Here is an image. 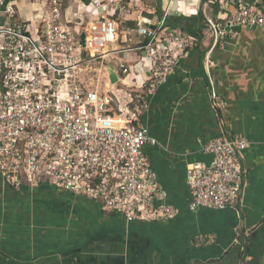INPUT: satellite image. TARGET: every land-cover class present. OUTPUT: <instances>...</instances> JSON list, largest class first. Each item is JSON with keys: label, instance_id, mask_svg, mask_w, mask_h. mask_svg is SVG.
Returning <instances> with one entry per match:
<instances>
[{"label": "built area", "instance_id": "2783aa9c", "mask_svg": "<svg viewBox=\"0 0 264 264\" xmlns=\"http://www.w3.org/2000/svg\"><path fill=\"white\" fill-rule=\"evenodd\" d=\"M215 1L217 18L206 23L213 48L243 28L264 27V0ZM155 2L0 0V176L7 185L20 190L46 179L128 223L176 215L145 155L159 142L141 114L185 56L188 38L168 27L176 0L160 17ZM132 22L143 42L133 44ZM123 33L130 47L120 46ZM199 143L212 160L188 167L190 209H236L251 144L226 131Z\"/></svg>", "mask_w": 264, "mask_h": 264}, {"label": "crops", "instance_id": "0c3cea01", "mask_svg": "<svg viewBox=\"0 0 264 264\" xmlns=\"http://www.w3.org/2000/svg\"><path fill=\"white\" fill-rule=\"evenodd\" d=\"M169 1L156 0V8ZM175 3L176 27H168L188 38L185 56L141 121L159 142L145 155L176 215L128 223L46 179L16 190L0 176V264H264V27L243 28L213 48L206 23L217 18L216 1ZM128 27L133 44L144 41L138 23ZM123 35L120 46L130 47ZM224 131L251 144L242 199L236 209L192 211L188 167L210 164L199 142Z\"/></svg>", "mask_w": 264, "mask_h": 264}, {"label": "water", "instance_id": "95a60500", "mask_svg": "<svg viewBox=\"0 0 264 264\" xmlns=\"http://www.w3.org/2000/svg\"><path fill=\"white\" fill-rule=\"evenodd\" d=\"M106 69L108 70V73L110 75V79L113 85H117L120 81L118 75H117V68L114 64H107Z\"/></svg>", "mask_w": 264, "mask_h": 264}, {"label": "trees", "instance_id": "16d2710c", "mask_svg": "<svg viewBox=\"0 0 264 264\" xmlns=\"http://www.w3.org/2000/svg\"><path fill=\"white\" fill-rule=\"evenodd\" d=\"M236 1H238V0H233V2L235 3ZM161 11H162V9L161 8H158V13L160 14L161 13ZM169 21H168V25L173 29L174 27H176V24H174V23H176V21L175 20H172L171 18H169L168 19ZM188 22H187V24H186V26H185V28H183L184 30H188ZM190 29V28H189ZM221 137V136H220ZM232 138V137H231Z\"/></svg>", "mask_w": 264, "mask_h": 264}, {"label": "rangeland", "instance_id": "374dc122", "mask_svg": "<svg viewBox=\"0 0 264 264\" xmlns=\"http://www.w3.org/2000/svg\"><path fill=\"white\" fill-rule=\"evenodd\" d=\"M154 5L156 6V2L154 3ZM175 11V10H174ZM24 12H27V9H24ZM157 12H158V9H157Z\"/></svg>", "mask_w": 264, "mask_h": 264}]
</instances>
